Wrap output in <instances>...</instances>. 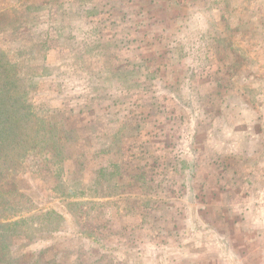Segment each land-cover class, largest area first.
<instances>
[{
	"label": "rangeland",
	"instance_id": "1",
	"mask_svg": "<svg viewBox=\"0 0 264 264\" xmlns=\"http://www.w3.org/2000/svg\"><path fill=\"white\" fill-rule=\"evenodd\" d=\"M0 143V264H264V0H0Z\"/></svg>",
	"mask_w": 264,
	"mask_h": 264
},
{
	"label": "trees",
	"instance_id": "2",
	"mask_svg": "<svg viewBox=\"0 0 264 264\" xmlns=\"http://www.w3.org/2000/svg\"><path fill=\"white\" fill-rule=\"evenodd\" d=\"M17 135V134H16ZM16 135H14V136H9V138L10 139H13L14 137H16ZM4 137H8V136H4ZM13 142V140H11V141H9L8 143H12ZM3 146H2V144L0 143V148H2ZM6 147V146H5ZM9 147V146H8ZM5 149V148H4Z\"/></svg>",
	"mask_w": 264,
	"mask_h": 264
}]
</instances>
